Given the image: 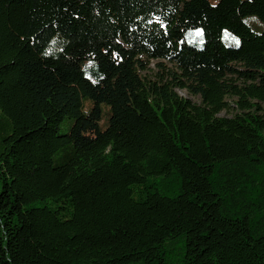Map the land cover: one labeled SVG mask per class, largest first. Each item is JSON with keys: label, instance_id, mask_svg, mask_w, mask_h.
Segmentation results:
<instances>
[{"label": "trees", "instance_id": "16d2710c", "mask_svg": "<svg viewBox=\"0 0 264 264\" xmlns=\"http://www.w3.org/2000/svg\"><path fill=\"white\" fill-rule=\"evenodd\" d=\"M250 15L264 0H0V264H264Z\"/></svg>", "mask_w": 264, "mask_h": 264}, {"label": "rangeland", "instance_id": "374dc122", "mask_svg": "<svg viewBox=\"0 0 264 264\" xmlns=\"http://www.w3.org/2000/svg\"><path fill=\"white\" fill-rule=\"evenodd\" d=\"M212 3H216L218 0H210ZM245 22L250 25L255 31H257L258 33H261L264 31V23L256 16H253V15H250V16H246L244 18ZM194 30V29H191V30H188L186 32V38H187V41L189 43H193L195 45H198V46H202L203 43H204V38L201 40L200 37H193V36H190L189 33ZM224 40H225V43L227 44H233L235 46H237L236 42L234 40L231 39V36L229 37H224ZM240 41V40H239ZM240 44V43H239ZM159 60H152L151 61V68L150 69V73L152 74L153 77H155V74L159 71L160 67L157 65V62ZM170 66V64H169ZM179 94H181L182 96L184 97H187L189 99H191L193 102H196V103H199L200 102V98L198 96H193L191 94H189V92L187 90H178ZM104 109H107V106L104 105L103 106ZM233 114V110H229V111H222L220 113V115L222 116H226V115H232Z\"/></svg>", "mask_w": 264, "mask_h": 264}, {"label": "snow or ice", "instance_id": "6c2138e0", "mask_svg": "<svg viewBox=\"0 0 264 264\" xmlns=\"http://www.w3.org/2000/svg\"><path fill=\"white\" fill-rule=\"evenodd\" d=\"M189 35L190 36H193V37H200L201 40H202L203 39V29H201V28H195L194 30H192L189 33ZM229 36H230L229 32L227 30H224V37H229ZM231 39L236 42L237 46L239 45L240 41H239L238 37L231 36ZM106 51H107V49H106Z\"/></svg>", "mask_w": 264, "mask_h": 264}]
</instances>
